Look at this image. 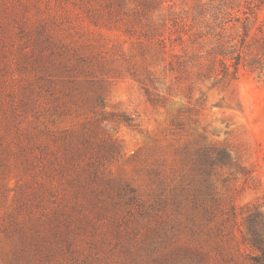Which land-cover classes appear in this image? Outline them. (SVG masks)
<instances>
[{
    "label": "rangeland",
    "instance_id": "obj_1",
    "mask_svg": "<svg viewBox=\"0 0 264 264\" xmlns=\"http://www.w3.org/2000/svg\"><path fill=\"white\" fill-rule=\"evenodd\" d=\"M198 7L264 39V0H0V264H251L264 75L176 83Z\"/></svg>",
    "mask_w": 264,
    "mask_h": 264
},
{
    "label": "trees",
    "instance_id": "obj_2",
    "mask_svg": "<svg viewBox=\"0 0 264 264\" xmlns=\"http://www.w3.org/2000/svg\"><path fill=\"white\" fill-rule=\"evenodd\" d=\"M218 10L210 8L203 11L198 7L192 9L185 17L170 14L167 18L169 30L178 34L174 41L183 43L184 36H187V41L192 45L197 44L196 41L199 39H213L216 42L215 46L206 50V55L176 54L175 62L168 64V71L175 74L176 83H183L186 91L191 89V84L186 83L189 75L193 77L194 82L211 76L214 70L212 56L218 59V74L221 78L229 76L231 80H236L239 66L247 68L252 73L256 72L259 76L264 75V39H252V42H249L251 29L249 17L254 13L252 9H249L248 13H243L245 15L243 21L236 15L231 16L229 12L218 16ZM229 30L233 31V34H227ZM165 40L166 38H162L160 43L164 44ZM252 49L254 51H251ZM187 66L190 67V71ZM262 81L264 83V78ZM241 240L250 250L258 253L248 255L251 264H264V222L260 215L252 213L246 217L245 232L241 233Z\"/></svg>",
    "mask_w": 264,
    "mask_h": 264
}]
</instances>
